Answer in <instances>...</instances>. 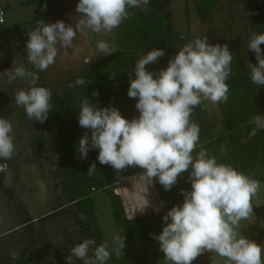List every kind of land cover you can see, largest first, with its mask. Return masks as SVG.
I'll return each mask as SVG.
<instances>
[{
  "label": "clouds",
  "instance_id": "1",
  "mask_svg": "<svg viewBox=\"0 0 264 264\" xmlns=\"http://www.w3.org/2000/svg\"><path fill=\"white\" fill-rule=\"evenodd\" d=\"M149 3L150 0H79L76 11L82 16L75 28L63 21L37 22L36 29L28 33L26 59L35 69L45 71L55 63L61 50L68 55L67 49L72 47L78 32L88 29L95 33L111 32L128 18V8ZM3 17L0 11V23ZM262 44L264 34L253 33L248 49L255 53L258 62L249 64L251 80L264 86ZM97 50L105 55L112 53L104 41L97 42ZM163 56V49H152L135 64V79L130 76L127 95L138 99L137 118L129 121L115 107L98 109L86 98L83 100L78 124L91 133V142L85 132L78 146L81 158L86 159L90 150L99 149L97 159L101 165H110L117 172L139 167L145 170L142 177L150 185L157 178L166 191L191 169V191H181L183 204L172 207L163 216L166 226L161 234H150L172 264H193L205 252H215L226 258L228 264H264V246L244 237L239 230L241 221L250 220L254 214L252 199L258 194L260 182L230 164L218 163L202 147L193 156L200 139V127L192 119L194 110L204 100L227 102L226 81L232 73L234 57L227 44L212 45L205 36L185 44L159 73L146 69ZM4 74L10 81L30 78V88L18 90L15 103L24 108L29 119L44 123L51 109L52 91L37 86L38 75L23 66ZM84 84L85 80L78 77L70 86ZM92 95L98 97L99 93L94 91ZM251 122L256 127L249 136L254 137L258 129H264V116L255 115ZM12 132V124L0 118V158L5 161L15 152ZM6 167V163L0 164V171ZM96 171V164L92 163L87 174L91 176ZM154 211L158 213L160 208ZM112 245L119 258L125 247L124 236L113 235ZM94 246L93 239H84L73 246L66 257L67 264H76L74 258L85 264H106L111 258L109 242ZM93 247L94 258L88 259ZM12 259H18V255L13 253Z\"/></svg>",
  "mask_w": 264,
  "mask_h": 264
},
{
  "label": "trees",
  "instance_id": "2",
  "mask_svg": "<svg viewBox=\"0 0 264 264\" xmlns=\"http://www.w3.org/2000/svg\"><path fill=\"white\" fill-rule=\"evenodd\" d=\"M237 1L244 14L247 36L251 38L253 33L264 34V0ZM192 2L196 16L204 23L208 21V16L216 8L219 0ZM23 4L33 6L37 12V16L31 20L32 31L36 29L38 21L43 20L46 24L49 22L50 11L45 8L47 5L45 0H24ZM170 5L171 0H150L147 6L128 8V18L114 31L116 48L112 57L98 55L89 61L86 70L78 72L74 77V81L82 77L85 80L84 85L74 86L62 96L52 92L51 109L45 122L54 128L62 145L60 185L65 204L56 205L48 217L53 219L72 214L71 218L77 228L72 233V240L76 245L82 243L84 239H93L95 246L105 242L97 222L96 204L93 199L96 191H103L106 194L113 225L132 245L159 243L152 235L161 234L163 227L166 226L163 216L172 207L183 204L182 190L191 191L189 180L191 169L182 173L178 182L168 191L159 184L157 178H153L152 186L161 203L160 211L128 219L121 197L115 193V189L118 182L131 174L127 169L117 172L110 165H101L97 159L99 149L90 150L86 159H82L78 151L80 139L88 132L78 124V114L85 98L98 109L115 107L129 120L128 110L138 102L137 98H130L127 95L130 76L135 79L137 55L152 49H163L165 56L161 59L168 66L169 60L178 53V46L183 44L185 39L180 37L174 28ZM185 11L187 13L186 5ZM260 47L264 53V44ZM229 51L234 58L231 65L232 73L226 81L229 85L228 100L218 103L226 129L222 133L215 132V123L209 118L205 106L203 104L197 106L192 119L200 127V139L193 156L195 157L202 147L207 150L210 157L215 156L218 163L230 164L238 171L264 183V129H258L254 137L249 136L256 127L251 122L252 118L255 115L264 116V86L252 82L251 72L245 67L246 57L236 48ZM148 71L155 72L152 69ZM37 75L39 77L37 86L46 87L42 80V71L38 70ZM94 91L99 93L98 97L92 95ZM88 137L91 142L90 132ZM35 143L38 145L36 140ZM225 147L226 153L220 150ZM36 148L39 150L37 146ZM92 163L96 164L97 171L89 176L87 173ZM3 179L4 174L0 173V194L4 200H11L14 206L9 211V230L16 231L24 239L23 246L17 252L18 259L13 260L12 256H9L7 264H45L34 255L37 243L36 218L30 214L23 200L12 189L5 187ZM94 188L97 190L93 191ZM116 192L119 193V190ZM252 207L254 213L261 208L253 203ZM81 214L84 216L83 219ZM109 251L111 258L106 264H149V260L137 261L123 254L117 258L115 252L110 249ZM220 258L228 264L226 258Z\"/></svg>",
  "mask_w": 264,
  "mask_h": 264
},
{
  "label": "rangeland",
  "instance_id": "3",
  "mask_svg": "<svg viewBox=\"0 0 264 264\" xmlns=\"http://www.w3.org/2000/svg\"><path fill=\"white\" fill-rule=\"evenodd\" d=\"M45 1L50 11V20L47 24L63 21L75 28L82 16L76 11L79 0ZM23 2L24 0H0V7L4 13V23L0 24V118L7 119L12 124L13 132L10 135L14 137L15 145V152L11 159L5 161L0 158L1 164H7V167L0 173L4 174L5 187L12 189L23 200L30 214L36 218L37 243L34 251L36 258L45 264H67L66 257L71 254V248L76 245L72 240V233L77 229L71 218L72 214L61 215L53 219L48 217L56 205L65 204L60 185L62 177L61 141L49 123L29 119L24 108L15 103L17 91L30 88V78L17 77L10 81L8 75L4 74L17 66H23L36 75L38 72L26 59L28 33L32 31L31 20L37 16V12L33 6H26ZM170 8L174 28L179 36L185 39L183 44L178 46V51L185 44L206 36L212 45L227 44L230 50L236 48L246 57L247 71L251 72L249 64L258 63L255 53L248 49L250 38L247 36L244 14L237 0H219L216 8L208 16V21L204 23L200 22L196 16L192 0H171ZM114 31L115 29L111 32L95 33L88 29L78 32L72 42V47L67 49L68 55H63V50H61L55 63L42 71V80L46 87L55 95L62 96L74 87L70 86L74 82V77L78 72L86 70V64L89 61L94 60L98 55L105 58L112 57L116 48ZM98 41L108 43L112 53L105 55L98 51ZM147 52L149 51L138 54L137 61ZM166 68L167 64L161 58L146 66L147 70L152 69L156 73ZM202 104L209 118L215 123L214 131L222 133L226 129V124L219 111L218 103L204 100ZM127 114L129 121L139 116L135 106L130 108ZM222 149L220 148L221 151ZM126 169L131 176L116 184L115 193L121 197L127 218L157 213L154 210L160 208L161 203L152 184L150 185L142 177L145 170L139 167H127ZM117 189L119 193L116 192ZM93 199L96 204L98 226L112 251L113 235H124L112 223L106 194L103 191H96ZM252 203L261 208L253 214L250 220H242L239 230L244 237L264 246V209H262L264 183H260V189L253 197ZM12 204L11 200H4L0 194V234L10 229L9 211L14 207ZM13 232H8L7 235ZM11 237L14 238L11 239V244H8L7 249L9 252L13 251V254L23 246L24 239L18 233L8 235V238ZM1 244L2 242L0 246ZM93 250L89 252L88 259L94 258ZM121 254L137 261L149 260V264H172L160 250L159 243L132 245L125 238V247ZM74 259L76 264H85L83 260ZM262 260H264V254H262ZM193 264H225V260L215 252H205L197 257Z\"/></svg>",
  "mask_w": 264,
  "mask_h": 264
},
{
  "label": "crops",
  "instance_id": "4",
  "mask_svg": "<svg viewBox=\"0 0 264 264\" xmlns=\"http://www.w3.org/2000/svg\"><path fill=\"white\" fill-rule=\"evenodd\" d=\"M144 215H146V214H144ZM8 232H13V231H11V230L8 229L5 232H3V233L0 234V242H2V244L0 246V253H1L0 254V264H7L9 262V256H12V252L13 251L12 252H9V250L7 249V247L9 248L8 244L9 243L11 244V239H13L14 237L8 238V235L15 234L17 232L14 231L13 233H10V234L7 235ZM5 243H7V244L5 245ZM4 249H5V251H3Z\"/></svg>",
  "mask_w": 264,
  "mask_h": 264
},
{
  "label": "built area",
  "instance_id": "5",
  "mask_svg": "<svg viewBox=\"0 0 264 264\" xmlns=\"http://www.w3.org/2000/svg\"><path fill=\"white\" fill-rule=\"evenodd\" d=\"M0 11H3L1 7H0ZM3 23H4V17H3ZM3 23H0V24H3Z\"/></svg>",
  "mask_w": 264,
  "mask_h": 264
},
{
  "label": "water",
  "instance_id": "6",
  "mask_svg": "<svg viewBox=\"0 0 264 264\" xmlns=\"http://www.w3.org/2000/svg\"><path fill=\"white\" fill-rule=\"evenodd\" d=\"M97 190V188H94L93 191Z\"/></svg>",
  "mask_w": 264,
  "mask_h": 264
}]
</instances>
